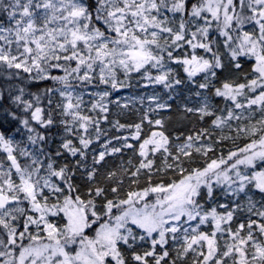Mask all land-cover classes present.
Wrapping results in <instances>:
<instances>
[{"label": "snow or ice", "instance_id": "6c2138e0", "mask_svg": "<svg viewBox=\"0 0 264 264\" xmlns=\"http://www.w3.org/2000/svg\"><path fill=\"white\" fill-rule=\"evenodd\" d=\"M241 58L250 63L242 81L232 74ZM173 65L225 102L218 108L197 91L200 106L185 111L213 117V130L246 121L234 131L250 142L213 159L212 144L202 143L214 134L209 128L174 145L163 120L147 113L134 125L116 121L134 128L141 159L130 175L138 184L144 172L147 186L121 196L116 173L105 177L116 186L102 187L93 167L82 190L74 167L58 161L79 156L80 166L93 133L100 139L109 103L119 104L109 97L133 74L165 89L184 83ZM0 72L21 82L0 85V264H264V0H0ZM53 127L64 133L54 152ZM115 139L121 146L108 140L94 165L136 150L129 137ZM197 156L206 159L194 167ZM169 170L176 179L152 182L154 171ZM217 189L232 198L231 207L218 205L224 212L201 203ZM237 212L248 219L233 227ZM181 239L170 251L169 242Z\"/></svg>", "mask_w": 264, "mask_h": 264}, {"label": "rangeland", "instance_id": "374dc122", "mask_svg": "<svg viewBox=\"0 0 264 264\" xmlns=\"http://www.w3.org/2000/svg\"><path fill=\"white\" fill-rule=\"evenodd\" d=\"M173 67L176 68L177 72L179 73V78H183L185 80L184 83H182L181 85L175 86L173 89H165L164 86L160 84H149L147 81L141 79L139 74H133L130 81H128V84H129L128 87L121 88L119 91H113L112 96L109 97V100H118L119 104L109 103L108 121H101L100 127L102 129V134L100 136V139L96 140L95 134L93 133V143L90 145L89 149L87 150V153L94 155L96 157H98V153L100 151L105 150L103 148V145L108 140L112 141V144L109 147H112V146L120 147L123 141L115 139L116 137L127 136L129 137L128 142L135 146L136 148L135 151L134 149L123 148L122 151L119 153L106 155V158L108 159L109 163L113 162L115 160V157H117L119 161L122 163V166L124 165L123 168L125 172L127 173V171H129V173H127V176H128L127 179L129 180L128 191L142 189V187L141 188L138 187L137 189H135V186L137 184L132 183V180L134 178L131 177L130 175V173L134 171L136 167L139 166V162L136 163L134 160V157H138V142L131 139V134L134 132V128L125 127L123 129H119L116 126H114L116 121H119V123L120 121H123L124 123L121 122L120 124H124L126 126L134 125L136 123H141L145 113H147L149 119L163 120L164 130L166 134L171 137L172 142L175 145V144L183 142L185 138L173 132H171L170 134L171 128L175 127L176 121H178L179 124H182L183 122L187 120L190 114H195V113L186 112L185 111L186 107H192V108L199 107L203 96L210 97V102L213 105L218 106V108L225 107V102L222 99L217 101L216 98L212 96L211 89H208V90L198 89L195 84H191L187 82V78L180 68H178L175 65H173ZM249 69H247V65L242 64V69L239 72L233 71L232 74L234 76H239L240 80L242 81L244 73L249 72L250 71ZM229 71L230 70H226L222 74V78L223 76L229 75ZM54 74H62V73H54ZM198 79L200 78L198 77ZM216 83H217V86H219V83L218 82ZM103 88L104 86H100L99 88H89L88 91L97 92V91H101ZM197 91H200L202 93V97H198L195 95ZM151 97H156V99L155 100L150 99ZM85 99L88 100V99H91V97L86 95ZM158 103H166L170 105V107L165 108V109H158L156 107ZM125 104L127 105V107H123V105ZM150 109H155V111H149ZM170 111H172V113ZM221 114L222 113L217 110V115H221ZM92 115H95V113H92ZM169 123H172V124L169 125ZM238 123L243 124V123H246V121H243V122L233 121L232 122L233 130L228 129L227 127H225L222 131L220 129L213 130L210 127L209 128L210 130L213 131L214 133L213 136H215L216 139H219L222 135L230 137L229 139H224L222 141L220 139L219 140L223 142L226 145V147L231 149L230 151H237L239 148L244 147L246 143L250 142V139L245 137L243 134H241L240 136H237L234 129ZM149 127L150 126L148 125L147 121H144L142 124L143 132L147 133L149 130ZM151 127H153L154 129L156 128V126L154 125ZM60 131L61 132L59 136L57 137V142H56V145L58 147L64 135L62 128ZM177 136H179V140L176 139ZM19 139H21V137L18 138V140ZM202 143L205 145L212 144L213 149L215 148V145L211 139H205ZM53 144L50 142L49 144L50 149L51 147H53ZM228 152L229 151H225L226 156ZM0 155H2V153H0ZM205 159H206L205 157L197 156L195 159V163L192 166L194 167L201 166L202 165L201 162L205 161ZM154 160H155V167L162 166V157L159 153L156 154V156L154 157ZM129 161H132V162L129 163ZM58 163H61V162L58 161ZM153 173H154V176L156 174L160 176L159 178H155V181L157 182L159 181L158 179L168 174L173 179L177 178V174L170 170L169 172H166V173L163 171L161 172L154 171ZM144 176L145 174L144 172H142V174L138 178L139 179L138 184H140V182L142 181L143 182L146 181V180H142ZM145 184L146 183L140 184L139 186H143ZM253 199L259 200L260 199L259 194L257 193L253 197ZM239 202L243 205L245 204L246 201L245 199H241ZM201 203L204 204V207L206 209H210L211 207H217V210L219 212H224L225 209L219 208L218 205L219 204H229V206L231 207L232 198L226 197L220 189H217L216 198L214 200L205 199L201 201ZM253 218L255 219L256 217H253ZM247 219H248V215L246 212H237L235 215V219L233 221V227L237 226L238 223L240 222L246 223ZM59 222L63 223V221H59ZM202 230H205V231L209 230V226L207 225L202 226ZM182 242L183 241L181 239L180 241L175 242V245H174V243L170 241L168 245L169 250L171 251V249L174 246L178 247L179 243H182ZM149 247H150V241L147 243H143L140 250L142 251L143 249L149 248ZM157 250L159 251V249ZM173 255H174V252H173ZM191 257H192V253H189V260L191 259Z\"/></svg>", "mask_w": 264, "mask_h": 264}, {"label": "trees", "instance_id": "16d2710c", "mask_svg": "<svg viewBox=\"0 0 264 264\" xmlns=\"http://www.w3.org/2000/svg\"><path fill=\"white\" fill-rule=\"evenodd\" d=\"M241 64L247 65V69L250 68V63L244 58H241ZM20 83L21 82L19 80H15V79H13L12 81H6L5 80V73L0 72V85H3V87L7 88L9 84H11L14 87L15 85L20 84ZM40 87H43V85H41ZM30 90L35 92L37 90V86H35V85L30 86ZM216 100L217 101L221 100V98H216ZM6 103H7V101H6ZM45 103H46V101H45ZM170 112L172 113V111H170ZM212 119H213L212 117H205L203 120H201L199 117V114H196V113L190 114L189 117L187 118V120L185 122H183L182 124H179V122L176 121L175 127H172L170 130V134L172 131L173 133L179 134L183 138H186V136H188V135H194L200 129L209 128L211 125ZM121 122L124 123L123 121H120V123ZM171 124L172 123H169V125H171ZM177 129H178V131H177ZM60 130H61V127H53L50 130V134H49L50 135V142L52 144L54 143L53 147H51V150L53 152L58 148V146L56 145V142H57V137L59 136V134L61 132ZM18 138H20V136L16 135L17 140H18ZM211 140L213 141L215 148L213 149L212 152L208 153L209 157H211L213 159H215L221 155L226 157L225 151H230L231 149L226 147V145L223 142H221L219 139H216L215 136H212ZM93 157H94V155L87 153L86 157L83 160H81V164L78 167L75 166V161L77 159H80L79 156H77L75 158L68 156L67 161L61 159V160H59V162H61V163L68 162L70 164V166L74 167V171H75L74 181H75V183L80 185L81 189L84 191H86L87 185L89 184V181L87 180V172L91 171L93 167H95L96 171H97L96 180L94 183L99 184V186H102V187L116 186L115 180L105 179V177L107 176V174L109 172H115L116 173V179H119L122 181V185L120 187H121V196H123L129 189L128 188L129 180L127 179L128 178L127 173H129V171H127V173L125 172V170L122 166V163L119 161V159L117 157H115V160L111 163H109L108 159L105 157V160L102 161L99 165L93 164ZM134 159H135V162L138 163L140 158L138 156V157H134ZM201 164L203 165L204 161H202ZM159 177L160 176L157 174L154 176V173H153L152 182L158 183V182H160L161 178L165 181H170L171 179H173L168 174V175L163 176L160 179H158L159 180L158 182L155 181V178H159ZM142 180L147 181V176L145 175ZM146 181L140 182V184L146 183L143 186H139L140 184H137L135 186V189H137L138 187L143 188V187L147 186ZM108 198H110V199L114 198V194L109 192Z\"/></svg>", "mask_w": 264, "mask_h": 264}, {"label": "bare ground", "instance_id": "6f19581e", "mask_svg": "<svg viewBox=\"0 0 264 264\" xmlns=\"http://www.w3.org/2000/svg\"><path fill=\"white\" fill-rule=\"evenodd\" d=\"M176 130V129H175ZM177 131H178V129H177ZM172 132V131H171ZM135 160V159H134ZM123 162V161H122ZM126 162V161H125ZM132 162V161H131ZM120 163V162H119ZM129 164V163H128ZM124 166V165H123Z\"/></svg>", "mask_w": 264, "mask_h": 264}]
</instances>
